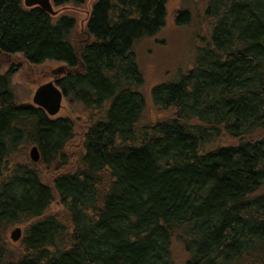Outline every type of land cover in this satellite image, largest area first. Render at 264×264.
<instances>
[{
  "label": "trees",
  "instance_id": "1",
  "mask_svg": "<svg viewBox=\"0 0 264 264\" xmlns=\"http://www.w3.org/2000/svg\"><path fill=\"white\" fill-rule=\"evenodd\" d=\"M115 1L93 6L77 50L72 18L0 0V54L63 63L56 86L86 117L70 157L73 121L22 103L0 74V264H175L177 246L183 264H264V0L176 11L199 42L190 68L150 89L166 114L150 124L133 49L165 27V0Z\"/></svg>",
  "mask_w": 264,
  "mask_h": 264
},
{
  "label": "rangeland",
  "instance_id": "2",
  "mask_svg": "<svg viewBox=\"0 0 264 264\" xmlns=\"http://www.w3.org/2000/svg\"><path fill=\"white\" fill-rule=\"evenodd\" d=\"M95 1L96 0H84L83 4L78 6L71 4L55 6L51 4L53 14L50 16L53 18L68 16L74 20L75 29L71 36L73 45L77 50H81L88 42L86 22ZM187 1L189 0H165L167 16L165 27L162 28L155 37L138 41L133 49L138 66L144 78V87L142 91L147 99V109L144 118L145 122L148 124L162 120L166 116V114L157 111L151 104L149 99L150 89L162 82H172L171 79H174L175 76L178 77V72H176L178 69L185 70L190 68L191 60L199 42L198 40L192 41V30L194 29H191V27L177 28L173 20L176 11L186 7L194 9L192 15L197 11L196 9H200L199 13H203L205 7L204 0H190L191 4L189 3L188 5L186 3ZM199 32L200 34L198 33V35L201 36L204 35L203 33L205 30L202 29ZM63 67V63H56L53 61H46L41 65H32L25 61L20 54H0V74L4 75L10 71L12 91L22 103L33 105L32 98L35 91L44 84L57 81L64 71L55 75L53 72ZM80 111V109L69 104L67 100L63 98L59 112L54 117H51L54 119L69 117L74 123L76 133L75 139L70 142L67 150L70 157L77 156V146L81 140L84 129L83 124L86 117ZM31 149L32 147L23 150L27 153L32 162L30 158ZM18 159L19 157L17 160ZM38 161L36 163H38ZM70 171L73 170L70 169ZM46 175L49 178H53L57 174L53 173L52 169H47ZM45 183L48 185L52 184L50 181H45ZM56 200L57 197H55V201ZM57 208H59L58 210L61 213L63 212L62 207L53 205L50 207L49 213H54ZM15 228L9 231V238L11 232ZM20 229L23 234L22 227H20ZM9 240L12 243H18L13 242L11 238ZM172 256L175 264H183V258L186 255L184 250L177 246L173 248Z\"/></svg>",
  "mask_w": 264,
  "mask_h": 264
},
{
  "label": "water",
  "instance_id": "3",
  "mask_svg": "<svg viewBox=\"0 0 264 264\" xmlns=\"http://www.w3.org/2000/svg\"><path fill=\"white\" fill-rule=\"evenodd\" d=\"M26 8L39 7L48 14H53L51 0H23ZM63 68L56 69L53 73H62ZM62 91L56 86V81L49 82L40 86L34 93L32 103L34 106L41 108L47 116L54 117L60 110L61 102L63 100ZM30 158L32 162L36 163L39 160V152L37 147H32L30 151ZM22 237V231L19 227L11 232V240L19 242Z\"/></svg>",
  "mask_w": 264,
  "mask_h": 264
},
{
  "label": "flooded vegetation",
  "instance_id": "4",
  "mask_svg": "<svg viewBox=\"0 0 264 264\" xmlns=\"http://www.w3.org/2000/svg\"><path fill=\"white\" fill-rule=\"evenodd\" d=\"M54 0H51V4H54V2H53ZM97 1L98 0H96L95 2H94V4H93V6L97 3ZM111 1V0H110ZM113 2H114V4L116 5V1L115 0H112ZM83 2H84V0H83ZM83 2H82V4H83ZM93 6H92V9H93ZM92 9H91V11H90V13H89V15H88V19H87V22H86V25H87V23H88V20H89V18H90V15H91V13H92ZM51 15V14H50ZM86 35H87V38H88V42L87 43H89V42H91V39H90V37H89V35L87 34V32H86ZM142 40V39H141ZM85 46V45H84ZM84 46L82 47V48H84ZM81 48V49H82ZM64 69V72H65V70H66V66L64 65V67H63ZM63 72V73H64ZM55 79V78H54Z\"/></svg>",
  "mask_w": 264,
  "mask_h": 264
}]
</instances>
